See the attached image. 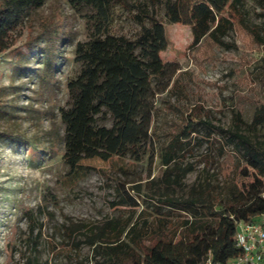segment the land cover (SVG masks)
I'll list each match as a JSON object with an SVG mask.
<instances>
[{"label": "rangeland", "instance_id": "374dc122", "mask_svg": "<svg viewBox=\"0 0 264 264\" xmlns=\"http://www.w3.org/2000/svg\"><path fill=\"white\" fill-rule=\"evenodd\" d=\"M243 1L247 19L264 27L261 3ZM86 12L68 0H45L26 13L13 34L14 44L0 52V264H24L29 258L38 264H92V248L84 240L102 227L109 232L125 227L126 238L148 243L147 236L163 230L166 219L154 215L147 207L150 201L140 195L138 207L117 204L116 187L119 181H145L149 174L158 179L163 164L175 159L184 171L183 188L172 190L180 198H187L194 184L209 200V194L219 195V186L240 179L245 162L226 143L225 131L236 127L235 112L249 123L264 103V47L236 21L221 36L224 43L207 36L190 46L191 27L170 22L162 4L153 7L168 38L162 57L180 66L181 88L158 96L154 122L160 129L179 127L182 116L192 114L224 132L217 130L208 140L200 127L188 143H169L153 162L150 151L141 160L93 157L83 161L85 168L76 178L68 174L60 108L68 104L67 83L79 70L75 49L88 35ZM136 12L137 8L118 6L111 32L135 38L141 29ZM257 136L264 137V125ZM159 138L154 148L164 139L162 132ZM141 188L146 194L159 187ZM28 211L37 218L33 227ZM180 218H172L170 227ZM215 222L201 211L179 228L178 235L190 239Z\"/></svg>", "mask_w": 264, "mask_h": 264}, {"label": "trees", "instance_id": "16d2710c", "mask_svg": "<svg viewBox=\"0 0 264 264\" xmlns=\"http://www.w3.org/2000/svg\"><path fill=\"white\" fill-rule=\"evenodd\" d=\"M44 1L0 0V52L12 47L13 34L26 13L41 7ZM68 1L79 11L88 10L84 14L88 35L77 42L75 49L79 70L67 83L68 104L60 108L65 124L63 159L69 175L74 178L80 175L87 158L141 160L150 151V162H153L169 143L177 140L188 143L192 133L201 132L200 127L205 129L208 140L215 131L224 132L211 121L192 114L182 116L179 127L160 129L154 122L158 96L181 88L177 77L181 70L177 63L163 61L162 52L168 47V38L153 7L162 4L170 22L191 27L190 46L198 45L207 36L224 43L221 36L236 21L264 47V27L247 19L243 0ZM258 1L264 7V0ZM118 6L138 9L134 18L139 20L141 29L135 38L109 29ZM109 119L111 124L107 125L105 121ZM234 119L236 127L225 131L229 133L226 143L232 144L233 151L245 162L239 170L240 179L219 186V195L209 194V200L194 184L189 196L180 198L172 190L183 188L184 171L175 159L171 164H163L158 179L150 178L149 174L145 181L143 178L119 181L117 204L135 208L141 203L138 195L143 196L150 201L147 207L154 215L166 219L164 229L147 236L148 243H144L126 238L125 227L116 232L98 228L95 233L86 234L84 240L92 248V264H197L208 255L213 260L226 261L240 253L234 241L237 222L251 221L264 213V137L257 136L258 127L264 125V103L252 122H246L238 111ZM161 132L164 139L154 148V140L160 139ZM143 185L159 188L142 194ZM215 203L219 204L218 208ZM201 211L216 222L205 224L190 239L179 236V228L187 226L190 217ZM27 213L33 227L37 218L31 211ZM182 216L185 218L181 219ZM172 218L181 220L170 227ZM24 264L38 263L35 258H29Z\"/></svg>", "mask_w": 264, "mask_h": 264}, {"label": "built area", "instance_id": "2783aa9c", "mask_svg": "<svg viewBox=\"0 0 264 264\" xmlns=\"http://www.w3.org/2000/svg\"><path fill=\"white\" fill-rule=\"evenodd\" d=\"M234 241L238 255L226 261L208 255L197 264H264V213L251 221H238Z\"/></svg>", "mask_w": 264, "mask_h": 264}]
</instances>
